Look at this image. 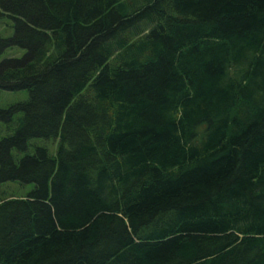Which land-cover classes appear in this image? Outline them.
<instances>
[{
    "label": "trees",
    "instance_id": "trees-1",
    "mask_svg": "<svg viewBox=\"0 0 264 264\" xmlns=\"http://www.w3.org/2000/svg\"><path fill=\"white\" fill-rule=\"evenodd\" d=\"M3 14L0 264H264V0Z\"/></svg>",
    "mask_w": 264,
    "mask_h": 264
},
{
    "label": "rangeland",
    "instance_id": "rangeland-1",
    "mask_svg": "<svg viewBox=\"0 0 264 264\" xmlns=\"http://www.w3.org/2000/svg\"><path fill=\"white\" fill-rule=\"evenodd\" d=\"M13 21L12 19L3 14L0 16V36L9 37L13 33ZM25 53L24 49L18 47H9L6 48L0 55V61L4 58L10 57H22ZM28 96L27 90H18V91H6L0 90V107L4 108L9 104L25 100ZM31 144H38L46 146L50 153H54L56 148V140L53 139H43V138H34L30 140ZM30 152L33 150V145L30 146ZM33 188V184L25 183L21 184L18 181H7L0 184V197L11 194L13 196L19 197L24 196Z\"/></svg>",
    "mask_w": 264,
    "mask_h": 264
}]
</instances>
